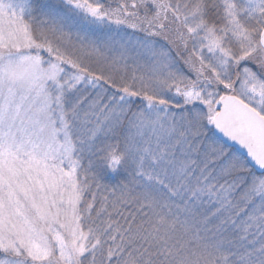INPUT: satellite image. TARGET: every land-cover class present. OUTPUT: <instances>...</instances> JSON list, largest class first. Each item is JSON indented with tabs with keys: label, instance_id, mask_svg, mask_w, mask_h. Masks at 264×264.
<instances>
[{
	"label": "snow or ice",
	"instance_id": "1",
	"mask_svg": "<svg viewBox=\"0 0 264 264\" xmlns=\"http://www.w3.org/2000/svg\"><path fill=\"white\" fill-rule=\"evenodd\" d=\"M0 264H264V0H0Z\"/></svg>",
	"mask_w": 264,
	"mask_h": 264
},
{
	"label": "trees",
	"instance_id": "2",
	"mask_svg": "<svg viewBox=\"0 0 264 264\" xmlns=\"http://www.w3.org/2000/svg\"><path fill=\"white\" fill-rule=\"evenodd\" d=\"M126 176V171L123 168H118L116 171L110 169H104L101 174V178L106 183H119L121 179Z\"/></svg>",
	"mask_w": 264,
	"mask_h": 264
}]
</instances>
